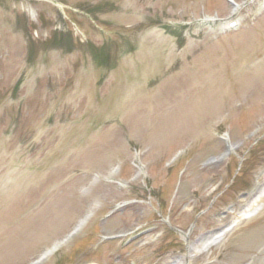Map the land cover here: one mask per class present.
Returning a JSON list of instances; mask_svg holds the SVG:
<instances>
[{
	"label": "rangeland",
	"instance_id": "obj_1",
	"mask_svg": "<svg viewBox=\"0 0 264 264\" xmlns=\"http://www.w3.org/2000/svg\"><path fill=\"white\" fill-rule=\"evenodd\" d=\"M57 1L0 0V264H264V0Z\"/></svg>",
	"mask_w": 264,
	"mask_h": 264
},
{
	"label": "bare ground",
	"instance_id": "obj_2",
	"mask_svg": "<svg viewBox=\"0 0 264 264\" xmlns=\"http://www.w3.org/2000/svg\"><path fill=\"white\" fill-rule=\"evenodd\" d=\"M162 86H159V87H157L156 89L154 88V89H151V90H149V91H147V92H143L142 91V89H140L139 90V92H138V90H136V92L135 91H133V98H134V96H135V99H136V93H140L141 95H145L146 97L145 98H147V100H148V103H147V105H148V108L151 110V111H153V110H157L158 108H159V105L161 104V103H163L165 100V102H164V104H167V102H171V100H172V97L171 96H173L172 94H169L168 93V95L165 97V99H163L161 102H160V100L158 99V97H159V94H163V93H165V90H166V88L167 89H170V88H172L171 87V85L170 84H165V82L163 81L162 82ZM160 87H162V88H160ZM169 91H171V90H169ZM172 93V92H171ZM181 93H183V90L180 92V94ZM185 94H182V96H184ZM167 98V99H166ZM134 100V99H133ZM260 193V192H259ZM258 193V195H257V197L254 199V200H257V198L258 197H260L261 195ZM225 232H226V230H221V229H219V230H217V231H215V232H210V234L207 236V237H205V238H207V239H203V242H204V244L207 246V247H210V246H212L213 244H217L218 243V241L221 239V237L225 234ZM59 245H60V243H58V244H55L53 247H51L50 249H48V250H46L40 257H39V260H38V262H41V261H43L44 259H46V258H48L52 253H54L56 250H57V248L59 247ZM194 254H195V251H193V250H190L189 251V253L188 254H184V255H182L180 258H178L177 260L175 259L171 264H188V262H190L191 261V259H193L194 260ZM35 264V263H34Z\"/></svg>",
	"mask_w": 264,
	"mask_h": 264
},
{
	"label": "flooded vegetation",
	"instance_id": "obj_3",
	"mask_svg": "<svg viewBox=\"0 0 264 264\" xmlns=\"http://www.w3.org/2000/svg\"><path fill=\"white\" fill-rule=\"evenodd\" d=\"M56 34H47L45 35V37L43 38V42H44V52L47 54L46 50L48 49V47L50 46V50L57 48L58 46H64L65 41H66V36L63 34L61 36H59V34H57V32L55 31ZM35 40V39H33ZM49 50V51H50ZM44 53V54H45Z\"/></svg>",
	"mask_w": 264,
	"mask_h": 264
}]
</instances>
